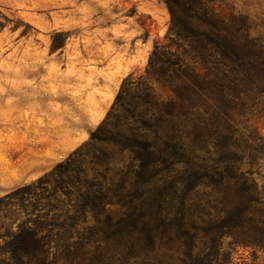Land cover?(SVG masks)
<instances>
[{
    "label": "trees",
    "instance_id": "1",
    "mask_svg": "<svg viewBox=\"0 0 264 264\" xmlns=\"http://www.w3.org/2000/svg\"><path fill=\"white\" fill-rule=\"evenodd\" d=\"M162 1L164 40L89 141L0 197V264H229L227 235L264 233V44L217 0Z\"/></svg>",
    "mask_w": 264,
    "mask_h": 264
},
{
    "label": "rangeland",
    "instance_id": "2",
    "mask_svg": "<svg viewBox=\"0 0 264 264\" xmlns=\"http://www.w3.org/2000/svg\"><path fill=\"white\" fill-rule=\"evenodd\" d=\"M217 2L246 15L264 44V0ZM169 23L162 0H0V197L89 141L124 79L144 74ZM255 123L264 134V104ZM236 238L247 245L224 238L229 264H264V244L256 246L264 233L246 226Z\"/></svg>",
    "mask_w": 264,
    "mask_h": 264
}]
</instances>
